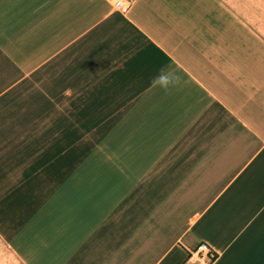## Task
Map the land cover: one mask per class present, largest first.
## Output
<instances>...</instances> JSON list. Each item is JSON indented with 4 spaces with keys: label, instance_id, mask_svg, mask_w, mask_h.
<instances>
[{
    "label": "crops",
    "instance_id": "crops-1",
    "mask_svg": "<svg viewBox=\"0 0 264 264\" xmlns=\"http://www.w3.org/2000/svg\"><path fill=\"white\" fill-rule=\"evenodd\" d=\"M220 1L252 49L203 58L153 0H0V264H264V0Z\"/></svg>",
    "mask_w": 264,
    "mask_h": 264
},
{
    "label": "rangeland",
    "instance_id": "rangeland-1",
    "mask_svg": "<svg viewBox=\"0 0 264 264\" xmlns=\"http://www.w3.org/2000/svg\"><path fill=\"white\" fill-rule=\"evenodd\" d=\"M153 2L157 8L151 3L149 5L148 2L143 4L203 58H207V49L210 55L221 57V49L224 47L226 49L234 45L252 49L256 45L247 28L229 12L220 0H192L197 5V18H190L183 10L169 6L163 0H153ZM212 26L215 36L209 32ZM44 199L45 197H39V202L40 200L44 202ZM209 253L211 254L210 250ZM214 256L211 255V257Z\"/></svg>",
    "mask_w": 264,
    "mask_h": 264
},
{
    "label": "built area",
    "instance_id": "built-area-1",
    "mask_svg": "<svg viewBox=\"0 0 264 264\" xmlns=\"http://www.w3.org/2000/svg\"><path fill=\"white\" fill-rule=\"evenodd\" d=\"M114 9L127 11L133 0H107ZM205 244H201L200 248H205ZM212 254V253H211ZM213 255V254H212Z\"/></svg>",
    "mask_w": 264,
    "mask_h": 264
},
{
    "label": "trees",
    "instance_id": "trees-1",
    "mask_svg": "<svg viewBox=\"0 0 264 264\" xmlns=\"http://www.w3.org/2000/svg\"><path fill=\"white\" fill-rule=\"evenodd\" d=\"M214 255L216 256V253H214Z\"/></svg>",
    "mask_w": 264,
    "mask_h": 264
}]
</instances>
